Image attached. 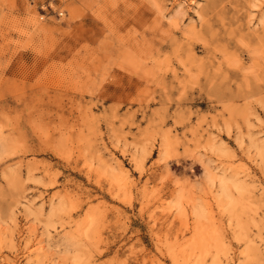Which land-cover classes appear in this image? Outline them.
I'll use <instances>...</instances> for the list:
<instances>
[{"label":"rangeland","instance_id":"obj_1","mask_svg":"<svg viewBox=\"0 0 264 264\" xmlns=\"http://www.w3.org/2000/svg\"><path fill=\"white\" fill-rule=\"evenodd\" d=\"M0 264H264V0H0Z\"/></svg>","mask_w":264,"mask_h":264},{"label":"built area","instance_id":"obj_2","mask_svg":"<svg viewBox=\"0 0 264 264\" xmlns=\"http://www.w3.org/2000/svg\"><path fill=\"white\" fill-rule=\"evenodd\" d=\"M61 14V12H58V15H60Z\"/></svg>","mask_w":264,"mask_h":264}]
</instances>
